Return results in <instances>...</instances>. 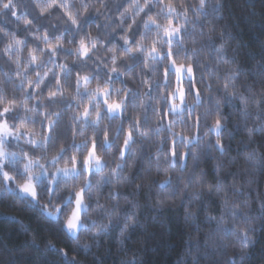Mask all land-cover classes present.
Wrapping results in <instances>:
<instances>
[{"label": "clouds", "instance_id": "9594fccd", "mask_svg": "<svg viewBox=\"0 0 264 264\" xmlns=\"http://www.w3.org/2000/svg\"><path fill=\"white\" fill-rule=\"evenodd\" d=\"M0 264H264V0H0Z\"/></svg>", "mask_w": 264, "mask_h": 264}, {"label": "trees", "instance_id": "16d2710c", "mask_svg": "<svg viewBox=\"0 0 264 264\" xmlns=\"http://www.w3.org/2000/svg\"><path fill=\"white\" fill-rule=\"evenodd\" d=\"M8 219L7 217H0V221Z\"/></svg>", "mask_w": 264, "mask_h": 264}]
</instances>
